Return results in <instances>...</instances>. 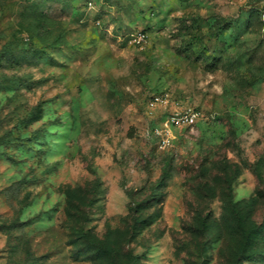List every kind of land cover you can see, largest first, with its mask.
<instances>
[{
    "label": "rangeland",
    "instance_id": "obj_1",
    "mask_svg": "<svg viewBox=\"0 0 264 264\" xmlns=\"http://www.w3.org/2000/svg\"><path fill=\"white\" fill-rule=\"evenodd\" d=\"M232 204L264 218V5L0 0V264H264Z\"/></svg>",
    "mask_w": 264,
    "mask_h": 264
},
{
    "label": "trees",
    "instance_id": "obj_2",
    "mask_svg": "<svg viewBox=\"0 0 264 264\" xmlns=\"http://www.w3.org/2000/svg\"><path fill=\"white\" fill-rule=\"evenodd\" d=\"M233 215L235 218V227L237 234H240V248L238 254L236 253V260L242 257V254L250 252V256L264 254V251L257 252L258 241L264 233V218L261 221H256L254 217L247 213V216L242 215L241 211L233 205Z\"/></svg>",
    "mask_w": 264,
    "mask_h": 264
},
{
    "label": "built area",
    "instance_id": "obj_3",
    "mask_svg": "<svg viewBox=\"0 0 264 264\" xmlns=\"http://www.w3.org/2000/svg\"><path fill=\"white\" fill-rule=\"evenodd\" d=\"M257 1L260 2L262 5H264V0H257ZM199 116H200V113L198 111H192L185 117L184 120L185 122L189 124H195ZM174 120H176V118H174Z\"/></svg>",
    "mask_w": 264,
    "mask_h": 264
}]
</instances>
